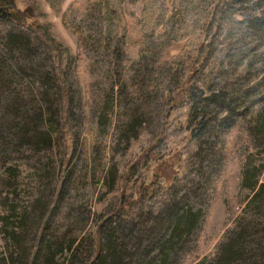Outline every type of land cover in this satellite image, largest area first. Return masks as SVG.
Listing matches in <instances>:
<instances>
[{
  "label": "rangeland",
  "instance_id": "1",
  "mask_svg": "<svg viewBox=\"0 0 264 264\" xmlns=\"http://www.w3.org/2000/svg\"><path fill=\"white\" fill-rule=\"evenodd\" d=\"M36 3L41 22L50 21L68 48L69 66L36 39L50 59L40 68L50 67L46 75L54 81L50 104L36 68L17 74L26 65L19 62L10 72L0 60V264H98L107 230L125 245L121 264H222L220 247L252 194L244 188L246 177L264 182V25L247 24L262 13L263 1L226 4L222 29L215 8L207 7L195 68L189 61L198 53L182 52V36L198 25L186 13L191 0L159 2L161 10L170 6L164 27L149 24L145 44L128 50L125 40L144 0H63L59 9L47 0ZM12 28L0 17V49ZM188 77L196 82L192 99L205 126L194 147L184 135L164 144L158 135L167 125L163 87L177 96ZM206 92L221 96L204 104ZM47 113L55 126L50 146L36 143L32 132L44 128ZM131 118L144 130L129 140ZM144 118L145 124L136 121ZM163 170L169 179L152 177ZM147 187L149 196L131 204L125 218L105 221L121 196L137 199ZM260 207L257 217L264 216ZM188 209L196 213L195 228L163 250L161 233L171 235L167 220ZM129 233L134 237L122 235Z\"/></svg>",
  "mask_w": 264,
  "mask_h": 264
},
{
  "label": "trees",
  "instance_id": "2",
  "mask_svg": "<svg viewBox=\"0 0 264 264\" xmlns=\"http://www.w3.org/2000/svg\"><path fill=\"white\" fill-rule=\"evenodd\" d=\"M50 2L53 8L59 9L63 0H47ZM166 0H144V8L142 11L141 19L138 23L131 28V34L127 35L125 40V48L128 50L131 46L138 44H145L146 41V28L149 24L153 25L157 30H161L164 27L163 21L166 20V9H170V6H165V10L158 8L159 2L165 3ZM249 1V0H248ZM263 1V11L258 15H254L247 20V24L250 27H258L264 25V0ZM242 2V0H191V5L187 6V15L194 14L197 19V24L194 28L192 27L191 31H186L182 36L184 39L182 52L189 51L191 54L197 52L199 57L193 58L189 62L190 68H195L196 63L203 53V41L199 42L201 39L200 36L204 28V16L206 13V8L211 5V8L218 10V15L215 14V9L213 10L214 17L218 26L222 29L227 26L228 18L223 14V7L228 4H235ZM169 4V0H167ZM196 9V12L193 10ZM43 16L42 11L38 7L36 0H0V17H6L9 20V23L13 25V28L8 31L3 40V47L0 49V60L3 65H5L10 72H14L15 64L19 62L26 66H21L17 69V74H22L28 67H34L37 70L33 71V75L40 82L39 87H43L42 96L44 101L52 104V101H55L57 93L54 90V81H51L46 74H49V68L46 65V72L40 71V68L43 69L41 63H46L50 61L49 57L39 52V46L36 39L48 43L52 50L55 53V57L59 63L64 64V66H69V57H68V48L60 41L58 35L54 31L53 25L50 21L41 22L40 16ZM187 28H190L188 25ZM135 33V34H133ZM197 50V51H196ZM65 58V59H64ZM44 61V62H42ZM193 61V62H192ZM205 67V66H204ZM35 72V74H34ZM210 72V71H209ZM208 72V74H209ZM47 83L48 88L45 84ZM196 83L192 78L188 77L184 82V86L179 91L177 96H172L170 92L163 87V93L161 97L162 104L165 109L164 117L166 123L170 121L169 126H164V122L161 125L158 135L163 140L164 144H167L171 138L174 136L184 135V138H187V146L194 147L198 140V132H201L205 126L204 122L198 119L196 107H194V100L192 99V89L191 85ZM41 84V86H40ZM44 85V86H43ZM49 92V93H48ZM220 92V91H219ZM220 93H210L206 92V100L204 104H210L219 100ZM57 104V103H54ZM203 105V104H202ZM65 106V104H64ZM66 106H69V103H66ZM36 109L42 111L43 105L36 107ZM50 110L51 109H47ZM42 114L39 113L40 120ZM259 117V126L260 129L264 131V105L260 112ZM131 116V115H130ZM47 119L45 118L44 128L37 127L32 129L34 137L36 138V143L39 140L51 145L53 138V131L55 130L54 122L52 121L51 113H47ZM184 118V121L183 119ZM133 118L130 119V122L127 125L128 128V138L136 137L144 129L135 128L136 125L131 123ZM149 119H137L139 124H145ZM134 126V128H133ZM142 126V125H141ZM137 132V133H136ZM162 140L160 141L162 145ZM183 169V164L180 163L178 172ZM176 172V171H175ZM158 176L170 178V174L167 171L163 170L162 173H154L152 177L156 179ZM126 180V176H125ZM245 180V177H244ZM251 180V183L248 182ZM123 181V180H122ZM120 182V186L124 187V183ZM117 184V181L116 183ZM148 188L140 189L139 198H126L121 196L120 205L113 210L112 214L105 219V221L111 220L116 221L125 218L129 213L131 204L135 205L143 198L149 196ZM244 188H250L252 194L248 198L245 208L241 215H239L234 220L233 228L227 233V238L220 247V252L217 257L218 263L222 264H255L258 259L264 260V216L257 217V213L260 206L264 205V182H261L256 179L253 181L250 176L246 177V182L244 183ZM112 200L109 201L112 202ZM123 200L125 203H123ZM263 221V223H259ZM169 226L168 230L171 231L169 238L164 237V233H161L162 240L160 242L161 248L163 250H171L175 246L174 240L182 234H188L192 232L197 224L196 213L192 209L183 211L182 213H176L169 217L167 220ZM165 224V223H164ZM103 223L100 225L103 227ZM100 227V232H101ZM128 228L123 226L121 229L125 231ZM115 229V228H114ZM107 240L103 245V249L99 251V261L98 264H121L122 256H120V249L124 248L125 245L117 244L116 234L111 230H107ZM123 236L133 235L122 234ZM134 237V236H133ZM122 250V249H121ZM261 252V253H260ZM125 253H127L125 249ZM112 254V258H111ZM111 258V259H110ZM258 264V263H257Z\"/></svg>",
  "mask_w": 264,
  "mask_h": 264
}]
</instances>
